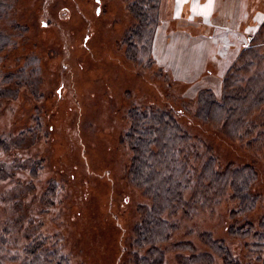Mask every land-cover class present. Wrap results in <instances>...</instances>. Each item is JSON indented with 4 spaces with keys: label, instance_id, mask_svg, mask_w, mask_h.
Returning <instances> with one entry per match:
<instances>
[{
    "label": "rangeland",
    "instance_id": "1",
    "mask_svg": "<svg viewBox=\"0 0 264 264\" xmlns=\"http://www.w3.org/2000/svg\"><path fill=\"white\" fill-rule=\"evenodd\" d=\"M2 1L9 6L0 27L13 38L0 52V144L6 146L0 165L23 162L18 182L0 172V234L7 230L14 252L24 255L32 239L28 221L35 218L38 233L57 243L68 264H133L140 207L150 200L129 175L133 153L124 138L129 113L152 107L180 114L184 129L220 166L247 165L255 173L252 212L233 220L239 203L231 199L190 216L181 212L173 241L209 248L202 235L210 233L228 246L233 264H263L252 237L231 234V226L250 221L261 232L264 225V137L236 139L197 117L200 89L212 86L221 96L222 77L215 72L184 84L153 56L149 64L133 59L125 38L135 0ZM256 5L264 13V0ZM160 15L162 21L163 8ZM249 26L250 47L260 44L261 71L251 67L239 76L244 81L251 71L252 80L244 81L251 87L264 79V15L255 14ZM179 256L168 252L167 264H178ZM213 264H226L217 251Z\"/></svg>",
    "mask_w": 264,
    "mask_h": 264
},
{
    "label": "trees",
    "instance_id": "2",
    "mask_svg": "<svg viewBox=\"0 0 264 264\" xmlns=\"http://www.w3.org/2000/svg\"><path fill=\"white\" fill-rule=\"evenodd\" d=\"M7 6L9 4L1 0L0 21L7 15ZM163 6L164 0H135L131 3L130 11L135 22L125 42L130 55L138 62H151L149 56H153ZM250 36L253 35L250 33ZM12 38L11 33L0 27V52L5 51ZM250 44H244L232 60L217 61L224 91L218 96L212 86L202 87L197 117L205 122L221 124L236 139H246L244 137L256 133L250 139L254 143L264 137V107H261L264 104V79L248 87L246 83L252 80V72L244 77L246 83L239 76L242 70L249 71L251 67L261 71L260 64H257L261 59L257 53L260 44L253 47ZM245 51L246 56L239 63ZM255 104H259L256 109L253 107ZM179 115L168 108L158 110L152 107L134 108L129 113L130 128L124 138L133 153L129 175L150 200L149 204L140 207L143 215L135 229L136 237L131 241L134 249L130 253V262L167 264V253L174 250L182 260L178 264H213L216 251L226 264H233L228 246L210 233L202 235L209 248H199L190 239L173 241V236L183 224L181 212L190 216L203 208L215 207L226 199L239 203V209L231 213L233 220L252 212L258 200L253 191L255 173L247 165L230 163L220 166L215 156L204 150L203 142L191 137L184 129ZM3 145L1 143L0 147L6 150ZM22 166L23 162L13 167L2 163L0 172L5 178L18 182L17 172ZM28 225L33 227L28 230L32 239L24 247V255L15 253L10 247L5 234L7 230L1 232L0 263L10 260L9 264H68L59 255L57 243L38 233L35 218L30 219ZM231 228V234L235 236L252 237V250L260 255L264 264V225L260 224L261 232L250 221L241 227L233 225Z\"/></svg>",
    "mask_w": 264,
    "mask_h": 264
},
{
    "label": "crops",
    "instance_id": "3",
    "mask_svg": "<svg viewBox=\"0 0 264 264\" xmlns=\"http://www.w3.org/2000/svg\"><path fill=\"white\" fill-rule=\"evenodd\" d=\"M165 1L153 56L184 84H193L204 75L214 78L217 61L232 60L248 43L254 15H264L256 0Z\"/></svg>",
    "mask_w": 264,
    "mask_h": 264
}]
</instances>
